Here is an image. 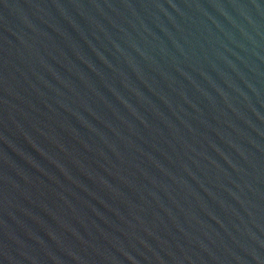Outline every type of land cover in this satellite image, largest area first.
Wrapping results in <instances>:
<instances>
[{"label":"water","instance_id":"water-1","mask_svg":"<svg viewBox=\"0 0 264 264\" xmlns=\"http://www.w3.org/2000/svg\"><path fill=\"white\" fill-rule=\"evenodd\" d=\"M0 264H264V0H0Z\"/></svg>","mask_w":264,"mask_h":264}]
</instances>
